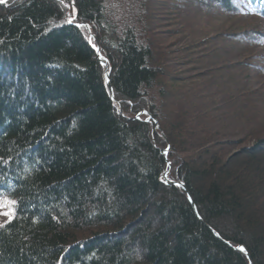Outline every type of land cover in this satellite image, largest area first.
<instances>
[{"label":"trees","instance_id":"trees-1","mask_svg":"<svg viewBox=\"0 0 264 264\" xmlns=\"http://www.w3.org/2000/svg\"><path fill=\"white\" fill-rule=\"evenodd\" d=\"M261 47L264 0L0 4V264H264V126L217 74Z\"/></svg>","mask_w":264,"mask_h":264},{"label":"rangeland","instance_id":"rangeland-1","mask_svg":"<svg viewBox=\"0 0 264 264\" xmlns=\"http://www.w3.org/2000/svg\"><path fill=\"white\" fill-rule=\"evenodd\" d=\"M261 23V19L248 13L233 20L205 17L199 21V30L203 38L244 31ZM217 74L237 98V110L243 117V126L252 127L256 123L264 126V47L228 55L224 67ZM10 202L7 198H0V225L13 216ZM4 212L9 215H3Z\"/></svg>","mask_w":264,"mask_h":264},{"label":"water","instance_id":"water-1","mask_svg":"<svg viewBox=\"0 0 264 264\" xmlns=\"http://www.w3.org/2000/svg\"><path fill=\"white\" fill-rule=\"evenodd\" d=\"M72 4H73V3H72ZM73 7H74V13H75V17H74V18H76L77 15H78V10H77L76 6H74V4H73ZM88 29L90 30L89 27H88ZM94 40H96L95 36H94ZM97 54H98V59L100 60L101 64L106 65L105 62H103V60L101 59L100 51H99V47H97ZM107 83H108V85H109V89H110V92H111V99H112V101L118 106V109H119L120 112L123 114V109H122V107H121V104L119 103V101H118V100L115 98V96H114L113 88H112V85H111V80H110V78H109V73H107ZM135 119H138V117L135 118ZM149 120H151V121L154 122L155 127H156V130L159 132V130H160V126L158 125V122H157L153 117H150V116H149ZM161 137H162L165 141H167L165 135L161 134ZM170 149H171V145H168V150H170ZM169 167L171 168V164H169ZM169 172H170V170L167 171V172H165V174H164V176H163L164 179L166 180V183H167L168 185H177V186H181L184 190H187L186 187H185V185H184L182 182H171V181H169V180L167 179V176H168ZM191 204H192V206L194 207L192 201H191ZM194 209H195V207H194ZM197 216H198V214H197ZM198 217H199V216H198ZM213 233H214L217 237H219V236L217 235V233H215V232H213ZM246 254H247V257L249 258L248 253H246ZM250 264H252V263L250 262Z\"/></svg>","mask_w":264,"mask_h":264},{"label":"snow or ice","instance_id":"snow-or-ice-1","mask_svg":"<svg viewBox=\"0 0 264 264\" xmlns=\"http://www.w3.org/2000/svg\"><path fill=\"white\" fill-rule=\"evenodd\" d=\"M0 4H7V0H0ZM71 22H72V20L69 19L68 23H71ZM93 47H95V45H93ZM10 203H11V205L14 206L16 202L15 201H11ZM13 214H14V210H13ZM3 215L8 216L9 213L8 212H4ZM0 227H3V225H0ZM239 250L242 251V252H245V254H246V250L242 246L240 247Z\"/></svg>","mask_w":264,"mask_h":264},{"label":"bare ground","instance_id":"bare-ground-1","mask_svg":"<svg viewBox=\"0 0 264 264\" xmlns=\"http://www.w3.org/2000/svg\"><path fill=\"white\" fill-rule=\"evenodd\" d=\"M87 28H88V26H87ZM90 32H91V28H90V30H89ZM96 38V37H95ZM99 51H100V49H99ZM102 59V58H101ZM100 61V60H99ZM104 62V61H103ZM106 64V63H105ZM103 65V64H102ZM106 66V65H105ZM171 150V149H170ZM170 150H168V148H167V150H166V153H168ZM170 164V163H169ZM164 176V175H163ZM167 179H168V176H167ZM169 180V179H168ZM163 181H165V183H166V180L164 179V177H163ZM170 181V180H169ZM172 182V181H171ZM167 184V183H166ZM168 185V184H167Z\"/></svg>","mask_w":264,"mask_h":264}]
</instances>
